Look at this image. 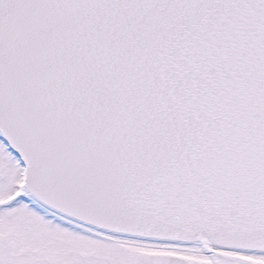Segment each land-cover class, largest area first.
Segmentation results:
<instances>
[{
	"label": "snow or ice",
	"instance_id": "snow-or-ice-1",
	"mask_svg": "<svg viewBox=\"0 0 264 264\" xmlns=\"http://www.w3.org/2000/svg\"><path fill=\"white\" fill-rule=\"evenodd\" d=\"M0 264H264V0H0Z\"/></svg>",
	"mask_w": 264,
	"mask_h": 264
}]
</instances>
